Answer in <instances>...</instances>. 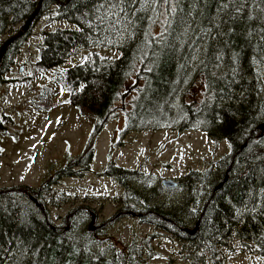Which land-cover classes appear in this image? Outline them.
Masks as SVG:
<instances>
[{"label": "trees", "instance_id": "16d2710c", "mask_svg": "<svg viewBox=\"0 0 264 264\" xmlns=\"http://www.w3.org/2000/svg\"><path fill=\"white\" fill-rule=\"evenodd\" d=\"M39 3L0 0V35L26 23ZM52 3L57 5L55 18L75 27L44 33L41 68H56L86 48L121 50L113 60L93 54L55 70L70 102L81 114L96 116L93 136L114 116L133 76L140 84L125 132L157 130L174 120L176 100L194 77H204L205 98L179 107L177 116L187 115L180 129L199 123L215 141L226 139L231 151L215 160L213 170H192L182 180L184 199L193 194L195 206L204 186L211 191L197 218L193 209L195 215L185 218L181 203L153 205L155 215L149 219L174 233L187 257L203 259L198 264L222 262L219 248L234 239L264 256V135L259 130L264 122V0H43L39 12ZM23 38L8 47L0 72ZM90 155L72 160L57 175L84 168ZM129 173L114 163L104 172L124 185ZM14 188L0 190V264H139L128 247L101 248L94 237L73 234L65 223L52 221L31 197L42 188L36 193L25 186L18 190L21 196ZM125 193L129 200L146 198L131 186ZM197 219L200 225L191 234L197 224L189 226L187 220Z\"/></svg>", "mask_w": 264, "mask_h": 264}, {"label": "rangeland", "instance_id": "374dc122", "mask_svg": "<svg viewBox=\"0 0 264 264\" xmlns=\"http://www.w3.org/2000/svg\"><path fill=\"white\" fill-rule=\"evenodd\" d=\"M51 6L38 13L18 51L10 56L5 72H0V190L15 187L20 195L18 190L25 186L36 193L42 188L37 198L31 197L52 221L65 223L73 234L94 237L101 248L111 244L117 249L128 247L134 250L139 264H198L203 259L187 257L180 239L158 228L149 215H155L150 208L153 205L183 203L184 217L195 215L193 209L197 218L203 201L195 206L193 194L184 199L185 189L168 188L163 180L182 182L192 170H213L215 160L231 151L226 139L215 141L199 123L180 129L187 115L178 117L179 107L205 98L204 77H194L176 100L174 120L157 130L125 132L131 101L140 84L133 76L128 81V94L116 102L114 116L93 136L96 116L81 114L70 102V93L61 90L55 70L83 63L93 54L113 60L121 50L86 48L56 68H41L38 61L44 33L75 27L55 18L57 5ZM23 25L0 35V50ZM88 151L90 161L84 168L75 167L69 175H57L62 167ZM109 163L132 171L125 185L121 178L104 174ZM128 186L146 198L129 200L125 193ZM210 192L204 186L201 199L206 194L208 198ZM218 251L222 262L207 259L204 264H264V256L239 239Z\"/></svg>", "mask_w": 264, "mask_h": 264}, {"label": "water", "instance_id": "95a60500", "mask_svg": "<svg viewBox=\"0 0 264 264\" xmlns=\"http://www.w3.org/2000/svg\"><path fill=\"white\" fill-rule=\"evenodd\" d=\"M55 1L60 2V0H55ZM42 2H43V0H40L38 8L34 11L32 16L26 21V23L23 25V27L15 35L11 36L10 38H8L4 42V44H3V46H2V48L0 50V63H1L2 57L5 54L8 46L11 43H13L15 40H17L18 38L23 36L29 30V28L31 27L32 23L34 22L36 16L39 13V10L41 8ZM259 128L262 129L261 133L264 135V123H262L259 126ZM227 179H228V175L226 176L225 180L222 183H220L219 187H221L224 184V182L227 181ZM163 184L165 186H167V187L175 188V187H177L179 185V182L174 180V179H165V180H163ZM199 225H200V222L198 221L196 227L191 230V234H195L196 233V231L198 230Z\"/></svg>", "mask_w": 264, "mask_h": 264}, {"label": "flooded vegetation", "instance_id": "af4514ba", "mask_svg": "<svg viewBox=\"0 0 264 264\" xmlns=\"http://www.w3.org/2000/svg\"><path fill=\"white\" fill-rule=\"evenodd\" d=\"M180 184H181V181L179 180V185L177 186V187H175V188H180ZM223 187V186H222ZM221 188V187H220ZM204 191V190H203ZM207 193V192H206ZM209 196H210V193H209ZM209 198V197H208ZM208 198H207V194L204 196V198L203 199H201V194L199 195V197H198V200H197V202L198 203H200L201 201H203V203H202V208H203V210L205 211L206 210V207H205V204H206V201L208 200ZM176 204V203H175ZM202 208H200V211H201V209ZM200 212H198V214H199ZM141 215H143L144 216V214H142L141 213ZM199 216V215H198ZM172 221V220H171ZM198 221H199V219H197L196 221L195 220H192V221H190V222H188V223H186V224H188L189 226H193V224H197L198 223ZM188 229V228H187ZM187 231V230H186Z\"/></svg>", "mask_w": 264, "mask_h": 264}, {"label": "bare ground", "instance_id": "6f19581e", "mask_svg": "<svg viewBox=\"0 0 264 264\" xmlns=\"http://www.w3.org/2000/svg\"><path fill=\"white\" fill-rule=\"evenodd\" d=\"M262 123H264V122H262ZM262 123H260V125H261ZM260 125H259V126H260ZM259 130L262 132V129L259 128ZM261 135H263V134L261 133ZM244 146H246V143H245ZM242 148H243V147H242Z\"/></svg>", "mask_w": 264, "mask_h": 264}]
</instances>
